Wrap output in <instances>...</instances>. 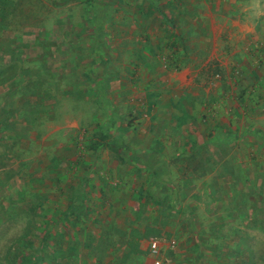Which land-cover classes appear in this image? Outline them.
<instances>
[{"label": "rangeland", "instance_id": "rangeland-1", "mask_svg": "<svg viewBox=\"0 0 264 264\" xmlns=\"http://www.w3.org/2000/svg\"><path fill=\"white\" fill-rule=\"evenodd\" d=\"M151 238L264 264V0H0V264Z\"/></svg>", "mask_w": 264, "mask_h": 264}, {"label": "built area", "instance_id": "built-area-1", "mask_svg": "<svg viewBox=\"0 0 264 264\" xmlns=\"http://www.w3.org/2000/svg\"><path fill=\"white\" fill-rule=\"evenodd\" d=\"M150 251H151V254L156 257V259L154 260V263L160 264V260L157 258L160 253V242L157 238L150 239Z\"/></svg>", "mask_w": 264, "mask_h": 264}, {"label": "trees", "instance_id": "trees-1", "mask_svg": "<svg viewBox=\"0 0 264 264\" xmlns=\"http://www.w3.org/2000/svg\"><path fill=\"white\" fill-rule=\"evenodd\" d=\"M83 209V206L80 202H76L73 207H71V213L73 214H79V212ZM77 212V213H75Z\"/></svg>", "mask_w": 264, "mask_h": 264}]
</instances>
